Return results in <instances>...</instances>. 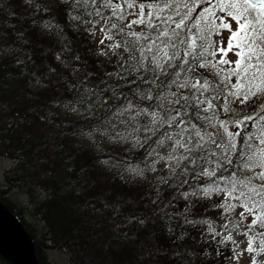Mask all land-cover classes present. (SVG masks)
<instances>
[{
    "label": "snow or ice",
    "instance_id": "1",
    "mask_svg": "<svg viewBox=\"0 0 264 264\" xmlns=\"http://www.w3.org/2000/svg\"><path fill=\"white\" fill-rule=\"evenodd\" d=\"M56 3L59 11L51 0H24L34 23L99 33L98 55L111 65L99 80L86 65L75 68L65 85L71 95L58 98L66 118L76 116L69 131L117 146L120 154L101 163L111 162L121 179L139 184L153 176L152 209L211 236L225 264L245 253L249 264H264V0ZM24 39L15 28L0 30V53ZM13 60L27 67L19 55ZM83 167L66 164L61 175L69 195L91 206L84 191L76 194L86 187ZM201 204L223 222L207 207L191 218ZM176 259L181 264L183 255Z\"/></svg>",
    "mask_w": 264,
    "mask_h": 264
},
{
    "label": "trees",
    "instance_id": "2",
    "mask_svg": "<svg viewBox=\"0 0 264 264\" xmlns=\"http://www.w3.org/2000/svg\"><path fill=\"white\" fill-rule=\"evenodd\" d=\"M51 3L57 11L62 8L56 0ZM58 19L63 22L65 18L61 14ZM14 28L17 34L22 31L25 39L0 53V158L14 160L6 182L20 187L34 203V214L43 223L40 241L25 210H16L6 189H0V199L34 238L40 264H53L49 251L56 248L65 253L70 264H178V252L183 255L181 264H225L223 257L217 256L211 236L203 235L199 227H177L152 209L147 198L156 185L153 176L149 174L139 184L127 177L121 179L111 162L101 163L109 154H120L117 146L69 131L76 116L66 118L58 98L71 95L65 85L75 79V68L86 65L97 80L111 71L108 58L98 55L97 35L77 34L70 24L63 23L55 30L46 28L44 22L32 21L24 0H0V30L11 35ZM17 55L27 67L21 69L15 63ZM66 164L77 169L84 166L79 183L86 187L76 194L84 191L93 201L91 206L69 195L61 175ZM206 207L209 217L223 222L204 204L192 210L191 218L204 215ZM0 264L11 263L0 254Z\"/></svg>",
    "mask_w": 264,
    "mask_h": 264
},
{
    "label": "water",
    "instance_id": "3",
    "mask_svg": "<svg viewBox=\"0 0 264 264\" xmlns=\"http://www.w3.org/2000/svg\"><path fill=\"white\" fill-rule=\"evenodd\" d=\"M0 253L12 264H39L34 239L18 216L1 200Z\"/></svg>",
    "mask_w": 264,
    "mask_h": 264
},
{
    "label": "rangeland",
    "instance_id": "4",
    "mask_svg": "<svg viewBox=\"0 0 264 264\" xmlns=\"http://www.w3.org/2000/svg\"><path fill=\"white\" fill-rule=\"evenodd\" d=\"M99 39L101 36L97 33ZM14 165L13 159L10 158H0V189H6V195L10 197L11 200L16 204V210H25V217L27 221L33 226L35 230L36 239L40 241V228L42 226V221L36 217L34 214V203L30 200L27 193H25L20 187L11 186L6 182V172L9 168ZM7 183V184H6ZM243 240L242 237L238 238ZM244 243H240V249H243ZM238 249V251L240 250ZM50 257L53 264H70L65 253L56 248L50 249ZM233 264H249V256L247 253L240 256L239 260H233Z\"/></svg>",
    "mask_w": 264,
    "mask_h": 264
},
{
    "label": "bare ground",
    "instance_id": "5",
    "mask_svg": "<svg viewBox=\"0 0 264 264\" xmlns=\"http://www.w3.org/2000/svg\"><path fill=\"white\" fill-rule=\"evenodd\" d=\"M97 38H98V42H99V37L97 36ZM102 47V46H101ZM1 158H9V157H5V156H1ZM11 159V158H10ZM7 182H8V180H7ZM9 183V182H8ZM35 252H36V247H35ZM1 254V253H0ZM2 255V254H1ZM36 257H37V259H38V256H37V252H36ZM38 262H39V264H40V261H39V259H38Z\"/></svg>",
    "mask_w": 264,
    "mask_h": 264
}]
</instances>
